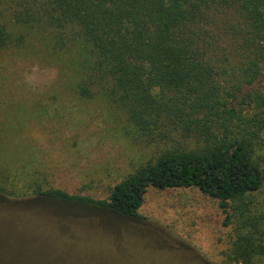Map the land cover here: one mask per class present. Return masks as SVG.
<instances>
[{
    "label": "rangeland",
    "instance_id": "374dc122",
    "mask_svg": "<svg viewBox=\"0 0 264 264\" xmlns=\"http://www.w3.org/2000/svg\"><path fill=\"white\" fill-rule=\"evenodd\" d=\"M45 2L2 0L0 6L10 34L0 50V190L12 194L0 203V264H226L234 225L225 226L218 203L196 189L150 188L140 217L87 207L66 211L29 196L39 187L106 199L161 153L203 147L198 129L206 124L218 135L226 127L232 138L249 139L264 170V124L257 123L264 107L253 97L264 93V63L251 80L235 35L214 29L219 35L208 38L209 56L220 72L221 98L237 117L200 113L190 117L201 119L190 131L182 119L163 117L148 134L102 92L82 99L70 88L73 37L63 33L61 42L30 26L44 17ZM253 200L264 210V187Z\"/></svg>",
    "mask_w": 264,
    "mask_h": 264
},
{
    "label": "trees",
    "instance_id": "16d2710c",
    "mask_svg": "<svg viewBox=\"0 0 264 264\" xmlns=\"http://www.w3.org/2000/svg\"><path fill=\"white\" fill-rule=\"evenodd\" d=\"M43 10L44 17L32 18L33 31L49 30L61 42L63 33L73 37L70 88L82 99L102 92L148 134L163 117L182 119L187 131L201 120L190 117L200 113L237 117L232 103L221 98L220 72L209 56L208 38L219 35L214 29L235 35L246 60L242 71L251 80L263 69L264 0H46ZM9 42L0 21V50ZM253 97L264 107V93ZM210 127H198L203 147L161 153L117 183L106 199L39 187L29 198L66 211L87 207L140 217L150 188L196 189L218 203L225 226L234 225L226 264H264V210L253 200L263 190L264 170L249 139L232 138L226 127L218 135ZM7 195L0 190V203L11 200Z\"/></svg>",
    "mask_w": 264,
    "mask_h": 264
}]
</instances>
